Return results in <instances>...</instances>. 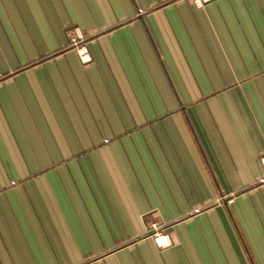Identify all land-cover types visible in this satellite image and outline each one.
I'll use <instances>...</instances> for the list:
<instances>
[{
  "label": "crops",
  "instance_id": "obj_1",
  "mask_svg": "<svg viewBox=\"0 0 264 264\" xmlns=\"http://www.w3.org/2000/svg\"><path fill=\"white\" fill-rule=\"evenodd\" d=\"M262 158L264 0H0V264H264Z\"/></svg>",
  "mask_w": 264,
  "mask_h": 264
},
{
  "label": "built area",
  "instance_id": "obj_2",
  "mask_svg": "<svg viewBox=\"0 0 264 264\" xmlns=\"http://www.w3.org/2000/svg\"><path fill=\"white\" fill-rule=\"evenodd\" d=\"M193 1L198 7H201L204 3L210 0ZM67 39L70 47L75 50L80 63L83 65L91 63L92 58L85 46V38L80 34L77 28L70 30L69 33H67ZM261 162L264 167V158H262ZM230 202L231 201H228V203ZM147 232L153 238L155 244L159 249H165L171 245L168 236L164 234L163 226H160L155 222H151L147 225Z\"/></svg>",
  "mask_w": 264,
  "mask_h": 264
}]
</instances>
